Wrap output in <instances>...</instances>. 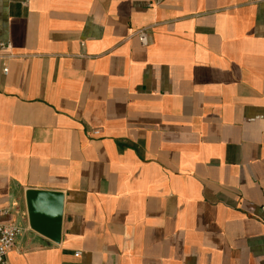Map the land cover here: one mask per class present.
<instances>
[{
    "label": "crops",
    "instance_id": "0c3cea01",
    "mask_svg": "<svg viewBox=\"0 0 264 264\" xmlns=\"http://www.w3.org/2000/svg\"><path fill=\"white\" fill-rule=\"evenodd\" d=\"M1 44L7 264H264V4L0 0Z\"/></svg>",
    "mask_w": 264,
    "mask_h": 264
},
{
    "label": "water",
    "instance_id": "95a60500",
    "mask_svg": "<svg viewBox=\"0 0 264 264\" xmlns=\"http://www.w3.org/2000/svg\"><path fill=\"white\" fill-rule=\"evenodd\" d=\"M27 205L31 228L52 242L60 243L63 195L47 191H29Z\"/></svg>",
    "mask_w": 264,
    "mask_h": 264
},
{
    "label": "built area",
    "instance_id": "2783aa9c",
    "mask_svg": "<svg viewBox=\"0 0 264 264\" xmlns=\"http://www.w3.org/2000/svg\"><path fill=\"white\" fill-rule=\"evenodd\" d=\"M254 4H264V0H253ZM137 37L142 44L146 47L149 45L148 33L145 30L139 31ZM1 48L8 49L9 46L0 45ZM7 74V70L4 71ZM99 132H94V135H98ZM264 213V205L261 207ZM6 214L5 211L0 210V264H7L8 255L14 249L17 238L22 234L23 230L18 227L15 223L4 224L1 219Z\"/></svg>",
    "mask_w": 264,
    "mask_h": 264
}]
</instances>
